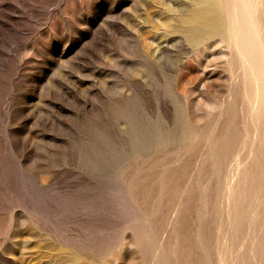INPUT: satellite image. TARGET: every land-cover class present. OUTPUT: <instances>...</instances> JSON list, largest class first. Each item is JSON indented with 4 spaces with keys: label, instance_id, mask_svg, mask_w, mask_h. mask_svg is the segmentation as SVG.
<instances>
[{
    "label": "rangeland",
    "instance_id": "rangeland-1",
    "mask_svg": "<svg viewBox=\"0 0 264 264\" xmlns=\"http://www.w3.org/2000/svg\"><path fill=\"white\" fill-rule=\"evenodd\" d=\"M216 1L0 0V264H264V0Z\"/></svg>",
    "mask_w": 264,
    "mask_h": 264
},
{
    "label": "bare ground",
    "instance_id": "bare-ground-1",
    "mask_svg": "<svg viewBox=\"0 0 264 264\" xmlns=\"http://www.w3.org/2000/svg\"><path fill=\"white\" fill-rule=\"evenodd\" d=\"M200 4L203 8L193 12L186 20L189 25L186 37L194 48L204 46L215 36H221L227 28L223 7L216 0H201Z\"/></svg>",
    "mask_w": 264,
    "mask_h": 264
}]
</instances>
